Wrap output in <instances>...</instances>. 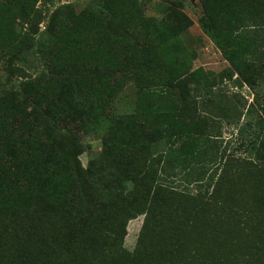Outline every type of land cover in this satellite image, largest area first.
<instances>
[{
  "label": "trees",
  "instance_id": "16d2710c",
  "mask_svg": "<svg viewBox=\"0 0 264 264\" xmlns=\"http://www.w3.org/2000/svg\"><path fill=\"white\" fill-rule=\"evenodd\" d=\"M37 1L0 0V62L44 66L0 94V264H264V0H201L219 72L165 57L175 21L138 0L61 3L41 30Z\"/></svg>",
  "mask_w": 264,
  "mask_h": 264
},
{
  "label": "rangeland",
  "instance_id": "374dc122",
  "mask_svg": "<svg viewBox=\"0 0 264 264\" xmlns=\"http://www.w3.org/2000/svg\"><path fill=\"white\" fill-rule=\"evenodd\" d=\"M97 0H38L35 8L43 11V18L38 24L39 29H44L49 14L54 8L61 3H70L75 12L78 13L86 7L93 5ZM144 5L143 14L147 19H151L160 24L165 19L172 18L176 25V37L174 40L170 36V45L165 51V57L174 55L178 57L176 64H180L185 58H192V68L201 66L206 70L219 72L224 67L228 66L227 61L222 57L220 50L214 44L212 39L202 30L198 21V17L202 14L201 0H138ZM38 13V12H37ZM33 21L38 22V14L32 15ZM22 32H27V26L24 27ZM36 35L33 39H36ZM27 61L14 60L9 63L8 58L0 62V94L5 88L11 90L16 88L24 75H31L34 77L38 72L44 70L35 55L29 54ZM166 61V58H162ZM186 60V59H185ZM13 72V74H11ZM230 89V88H229ZM246 89V88H245ZM230 91V90H229ZM243 94L248 100H251V95L247 94L248 90H242ZM138 91L136 88L129 84L123 89L119 90L113 104V110L116 113L123 114L132 111L137 102ZM264 100V97L263 99ZM234 136L232 128L223 129V137L225 139ZM89 144L85 145L82 150L78 151L77 159L80 167L85 169L88 161L97 156L102 149L101 138L97 135H92L86 139ZM143 216H138L129 220L126 227V236L124 239V247L132 250L137 239V235L142 223Z\"/></svg>",
  "mask_w": 264,
  "mask_h": 264
}]
</instances>
